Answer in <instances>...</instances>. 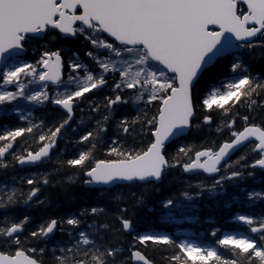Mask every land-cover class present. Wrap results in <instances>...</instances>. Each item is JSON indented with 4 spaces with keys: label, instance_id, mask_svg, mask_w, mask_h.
I'll use <instances>...</instances> for the list:
<instances>
[{
    "label": "snow or ice",
    "instance_id": "6c2138e0",
    "mask_svg": "<svg viewBox=\"0 0 264 264\" xmlns=\"http://www.w3.org/2000/svg\"><path fill=\"white\" fill-rule=\"evenodd\" d=\"M53 32L52 41L61 36L83 37L90 46L85 53L88 60L81 61L73 52L64 80L63 50L47 49L34 64L17 62L0 73L4 85L0 106L19 99L35 104L47 101L64 113L58 123L39 134L40 146L35 151L11 150L17 138L42 128L43 122L37 125L29 121L27 127L0 134V169L13 163L31 165L50 160L62 130L72 127L74 111L82 112L80 104L86 102L95 126L84 129L75 144L87 147L73 158L59 161L60 167L53 172L64 167L75 170L79 182L88 186L84 195L89 203L78 212L46 220L27 236L28 215L18 222L5 216L0 221V264H45L46 254H50L52 264H154L137 247L149 243L174 249L167 257L169 264H241L236 258H223L215 247H201L188 240L177 243L167 234L133 235L132 217L145 203L146 190L141 185L162 182L177 166L184 173H206L212 181L209 185L197 183L194 192L183 191L181 195L189 201L204 191L222 193L227 184H239L246 176L254 177L257 170L264 172V117L259 116V110L264 109V74L253 75L238 55L231 62V72L237 76L223 85V91L213 88L201 96L196 87L207 65L226 51L245 50L254 59L259 49V55L264 56V0H0V59L18 57L28 41ZM30 84H36L38 90L29 89ZM9 85L15 90H7ZM49 85L57 89L52 96ZM105 89L110 94L104 95L102 102L89 98ZM125 90L132 94L124 95ZM129 100L136 115L125 113L115 121V138H109L105 158H97L96 149L105 142L107 126ZM229 101L232 105L226 107ZM238 104L245 105L248 114L233 113L232 107ZM213 108L232 116L224 125L229 137L218 146L214 142L199 149L181 146L169 156L170 141L200 130L201 124L194 123L198 109ZM20 119L27 117L21 114ZM237 119L242 122L238 130ZM211 122V115L204 114L203 125ZM129 141L143 146L125 147ZM241 147L247 150L231 160ZM6 155H11L12 161H7ZM250 156L255 158L249 162ZM51 175L33 174L26 179L31 186L27 193L0 187V208L16 204L21 197L24 203L34 198L45 203L39 195L43 186L52 183ZM67 179L77 182L75 176ZM114 189L117 191L110 196ZM246 198L264 202V191H247ZM159 204V210L167 215L177 201L168 196ZM113 205L115 212L110 213ZM235 219L259 239L224 234L216 244L230 248L245 264H264V216L242 214ZM57 231L61 239L49 248L47 242ZM217 231L211 234L216 236ZM125 236H131L127 245Z\"/></svg>",
    "mask_w": 264,
    "mask_h": 264
},
{
    "label": "trees",
    "instance_id": "16d2710c",
    "mask_svg": "<svg viewBox=\"0 0 264 264\" xmlns=\"http://www.w3.org/2000/svg\"><path fill=\"white\" fill-rule=\"evenodd\" d=\"M55 33H49L46 35L45 40L32 39L28 41L25 46L27 48V56L31 59L37 60L40 53L45 49L55 50L56 48L64 49L63 55L72 54L73 52L78 53V56L82 61L87 62L88 58L85 53L89 50V45L83 41V37H78L77 39L62 38L58 37L55 41L51 40V36ZM260 50H256V58L251 59L247 52L244 50L240 53L243 60L247 65L250 66V71L253 75L256 73L264 74V56L259 55ZM237 56L229 55L219 59L213 66L208 68L200 77V81L197 84V90L200 92L201 96L207 95L209 91L213 88L226 85V81H231L237 76L236 73L231 72V62L236 59ZM130 93L131 90H128ZM110 94L107 90L97 92L95 96H90V99H94L96 102H102L103 96ZM124 95H128L123 93ZM232 105V101H229L226 107ZM80 108L83 109L81 112L77 109L74 121L71 122L72 127L62 130V135L57 141L56 148L51 154V159L45 163L38 165L34 168L20 169L18 164H10L7 169H0V187L5 185L8 188H17L22 193H27L31 186L26 183V179L32 178L33 173L37 176H42L45 173H52L50 183L47 186H43L41 193L39 195L40 200H44L45 203L40 204L36 202V199L31 203H24L23 197L17 201L16 204L7 206L5 208H0V221L4 219L5 216L14 218L17 222L22 219L24 215L30 217L31 222L25 226L24 235L27 236L29 232L35 230L40 224L44 223L46 220L51 218H59L68 212H78L82 206H87L89 199L84 195L88 191V188L79 182V175L75 173V170H70L67 167L61 168L57 172H53V169L59 168V161H66L69 158H73L78 154L79 150H83L87 145L78 146L75 141L79 140V136L83 134L84 129H90L95 126V120L90 119V112L87 107L86 102L80 104ZM154 110V109H153ZM233 113H239L241 116L248 114L247 108L243 104H238L232 107ZM128 114L129 116L136 115V108L132 104L128 103L127 106H121L116 114L115 119L107 126V134L105 136V142L102 145H98L96 149L97 158H105V152L110 144L109 138H115V121L122 118V114ZM151 114V113H150ZM208 114L212 117V122L210 125H203V115ZM63 113L60 109L53 107L50 103H46L42 107H35L33 109V114L31 116V122L40 125L43 122V127L34 129L32 134H25L22 138H17L14 142V147L11 151L22 153L25 150L35 151L39 146V134L43 131H47L48 128L54 126L58 123L60 119L63 118ZM259 116L264 117V109L259 110ZM95 119H99L96 116ZM232 119V116L225 115L220 109L213 108L212 110L198 109L197 119L194 123L201 124L199 131L193 130L187 136L176 140L167 146V154L169 156H174L177 150L181 146L192 145L197 149L201 147L219 145L224 139L229 137L228 130L224 125L228 120ZM79 122V123H77ZM259 122V121H257ZM28 121L20 120L19 117L14 114H8L7 111L0 115V134H4L6 130H12L16 127H27ZM242 126V122L237 119L235 128L238 130ZM219 127L220 132L216 129ZM73 128L76 131H73ZM148 138L145 137V140ZM3 142H0L2 145ZM142 147L143 145L137 143L133 145L131 141L125 144V147ZM63 150V151H62ZM247 149L246 147L240 150L236 155H234L231 160H236ZM254 156L249 157V162ZM7 161H12L11 155H6ZM21 172H25V179L21 180ZM19 174V175H18ZM67 176H75L77 182L72 184L68 181ZM15 178V179H14ZM62 182V183H61ZM203 182L205 185L211 184V179L204 175L187 176L183 173L182 169L177 166L168 172L164 180L159 184H147L141 185L146 190L145 203L135 209L133 215V221L135 228L137 226L138 230H145L147 222L150 218L153 219V215L149 209L151 207L159 208V201L164 198L171 196L175 200H185L181 193L185 190L189 192H194L197 189L195 185L197 183ZM53 185H55L53 187ZM191 186V187H190ZM156 189H159L157 191ZM139 191V188L135 189ZM250 190H261L264 191V172L259 170L256 171L254 177H245L239 184L229 183L225 186L223 193H218L212 195L208 191L202 192L199 197L193 200V206L191 203L190 208H193V212L197 213L199 217L205 219L206 217H212L214 220V225L221 227L222 230H236L238 223L228 222L227 219L232 217L241 210H251L253 211H264V204L259 205L251 204L248 207L249 202L246 198V192ZM117 191V190H116ZM115 191L109 193V195H114ZM232 195H238L239 202H233V198L230 199ZM219 199V201H218ZM229 201V207H225L224 202ZM101 206H103V201H101ZM123 206V205H122ZM110 213L115 212V206H110ZM89 222H91L89 220ZM142 224V225H141ZM131 236H125L123 238L124 243L129 241ZM23 239V237H22ZM61 239V234L59 232L50 239L48 247L51 248L55 242ZM139 247L147 254V256L154 261L155 264H169L167 257H169L174 249L171 246L163 245H153L149 243L147 246ZM230 250V249H229ZM223 252L222 254H224ZM231 256L223 257L227 259L236 258L241 261V264H245L242 257L234 256L233 252H228ZM45 264H52L50 254L45 256Z\"/></svg>",
    "mask_w": 264,
    "mask_h": 264
},
{
    "label": "rangeland",
    "instance_id": "374dc122",
    "mask_svg": "<svg viewBox=\"0 0 264 264\" xmlns=\"http://www.w3.org/2000/svg\"><path fill=\"white\" fill-rule=\"evenodd\" d=\"M17 62H25V61L12 60L11 66L13 64H16ZM67 62H68V60H67ZM67 74H69V69L67 70ZM22 79H24L25 80V83H27V79L26 78L22 77ZM1 82H3V81H1ZM3 88H4V85L2 83L0 85V90H2ZM28 88L29 89H37L38 90V86L36 84H30V85H28ZM7 90H9V89L7 88ZM60 90H62V89H60ZM9 91H11V90H9ZM55 91H57V89L55 87H53V89L51 91H49V95L50 96L54 95ZM14 102H15V104L11 108L12 111H13V113L19 114V115L23 114L24 116L27 114V112L25 111L24 108H29L30 106H37V105H39V104H35L33 102L25 101L23 99H19L18 101H14ZM129 102L132 104L131 100H129ZM17 107L19 108V111L16 110ZM226 234H232V233H226ZM232 235L241 236V234H232Z\"/></svg>",
    "mask_w": 264,
    "mask_h": 264
},
{
    "label": "water",
    "instance_id": "95a60500",
    "mask_svg": "<svg viewBox=\"0 0 264 264\" xmlns=\"http://www.w3.org/2000/svg\"><path fill=\"white\" fill-rule=\"evenodd\" d=\"M243 6V5H242ZM245 7V9H246V6H244ZM44 37V36H43ZM43 37H39V38H43ZM64 38H70V39H76V38H73V37H64ZM240 49H232V50H230V51H226V52H224L222 55H219V56H217L214 60H213V62L211 63V64H209V65H207V67H206V69H205V71L208 69V68H210L218 59H220L221 57H223V56H225V55H228V54H230V53H232V52H234V51H239ZM25 53V50L23 51V52H21L19 55H22V54H24ZM7 60L8 59H0V71H1V69L4 67V65L6 64V62H7ZM203 74V73H202ZM55 105V104H54ZM55 106H58V105H55ZM58 107H60V106H58ZM189 133V132H188ZM188 133H186L184 136H186ZM183 137V136H182ZM179 138H181V137H177V138H174L172 141H170L167 145H169L170 143H172L174 140H177V139H179ZM242 148V147H241ZM51 154V153H50ZM37 164H39V162L37 163ZM37 164H31V165H29V164H26V165H19L20 167H33V166H35V165H37ZM199 173H203V172H199ZM186 174H189V175H192V174H196V173H186ZM206 174V173H205ZM208 175V174H207ZM160 183V182H159ZM88 187V186H87ZM95 187V186H94ZM139 264H142V262H139Z\"/></svg>",
    "mask_w": 264,
    "mask_h": 264
},
{
    "label": "bare ground",
    "instance_id": "6f19581e",
    "mask_svg": "<svg viewBox=\"0 0 264 264\" xmlns=\"http://www.w3.org/2000/svg\"><path fill=\"white\" fill-rule=\"evenodd\" d=\"M34 173H35V172H34ZM34 173H33V174H34ZM18 175H19V174H18ZM20 175H21L22 177L25 176V172H21Z\"/></svg>",
    "mask_w": 264,
    "mask_h": 264
}]
</instances>
